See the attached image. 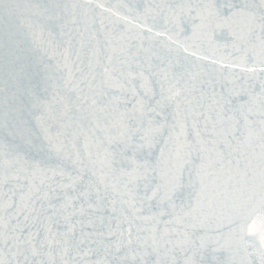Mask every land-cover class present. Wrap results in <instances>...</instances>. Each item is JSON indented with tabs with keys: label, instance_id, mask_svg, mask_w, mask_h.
I'll return each mask as SVG.
<instances>
[{
	"label": "snow or ice",
	"instance_id": "obj_1",
	"mask_svg": "<svg viewBox=\"0 0 264 264\" xmlns=\"http://www.w3.org/2000/svg\"><path fill=\"white\" fill-rule=\"evenodd\" d=\"M37 7L43 27L67 35L69 47H84L74 10ZM187 15L192 34L177 38L192 42L184 45L189 56L203 59L198 44L247 60L259 55L264 64V0L226 10L198 5ZM236 18L244 21L239 27ZM100 23L105 45L121 39ZM12 45L24 72L28 51L21 40ZM122 50L130 59L108 56L97 72L90 58L87 72L63 83L45 66V95L26 87L28 112L10 107L7 165L0 162V264L5 249L7 264H264V225L240 228L246 259L239 262L230 238L212 226L222 198L264 203V79L225 88L198 65L153 59L145 67L131 46ZM37 110L38 127L28 118Z\"/></svg>",
	"mask_w": 264,
	"mask_h": 264
},
{
	"label": "water",
	"instance_id": "obj_2",
	"mask_svg": "<svg viewBox=\"0 0 264 264\" xmlns=\"http://www.w3.org/2000/svg\"><path fill=\"white\" fill-rule=\"evenodd\" d=\"M246 2L251 3L252 0H91L90 3L86 0H0V149L3 152V155H0V162L7 165L9 150V135L3 123L4 118L13 104L28 112L26 87L45 95L42 83L45 66H50L48 74L54 81L59 80L63 83L68 79H75L71 73L80 76L87 72L84 66L90 58L94 64L99 63L97 72L103 70V64L107 62L108 56L113 57L114 63L119 59H130L122 49L131 46L132 52L144 62L145 67H148L149 61L153 59L156 63L161 59L165 62L180 60L187 65H198L205 77H215L225 88L239 89L253 84L258 86L260 80L264 79V64H261L259 55L247 60L243 53H234L231 48L227 51L223 48L214 50L207 45L197 44L195 50L203 59L196 60L184 51V45L192 42L186 41L184 36L177 38V33L181 31H185L187 36L192 34V17L187 15L189 7L211 3L226 10L228 5H243ZM37 5L42 7L58 5L69 12L74 10L79 22L75 29L81 33L84 47L81 48L79 43L69 47L67 35H61L59 30L52 33L43 27L47 21L42 17L41 9ZM178 18H182V24L178 23ZM101 21L107 26L108 33L121 38L111 46L104 44L106 33L101 27ZM174 22L178 24L175 30ZM243 23L242 18L233 21L237 27ZM30 24L35 26L30 28ZM216 30L219 32L222 28L217 27ZM97 31L100 32L99 36L96 35ZM12 40L23 41V47L28 51L24 72L18 71L19 62L15 60L13 54ZM97 40L100 42L99 46ZM192 50V47H189V51ZM65 56L68 57L67 60ZM212 60H216L217 63L212 64ZM223 62L231 66L222 67ZM152 85L159 90L155 77L152 78ZM52 91L53 89H50L48 94L50 95ZM39 116L38 110L28 113V118L36 127L39 126L37 119ZM258 132L257 128L255 137L257 157L260 152ZM79 147L84 154L83 141ZM253 221L257 231L264 225V203L258 196L251 200L236 199L232 196L222 198L215 209L212 226L221 228L225 237L230 238L233 258L237 262L246 259L239 250L242 247L238 240L240 228H246ZM255 240L258 247V236ZM3 258L7 264L9 257L6 249Z\"/></svg>",
	"mask_w": 264,
	"mask_h": 264
}]
</instances>
